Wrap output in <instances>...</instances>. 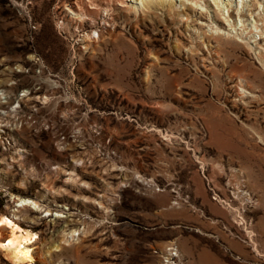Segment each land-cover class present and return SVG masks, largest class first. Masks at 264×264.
I'll return each mask as SVG.
<instances>
[{"label":"rangeland","instance_id":"1","mask_svg":"<svg viewBox=\"0 0 264 264\" xmlns=\"http://www.w3.org/2000/svg\"><path fill=\"white\" fill-rule=\"evenodd\" d=\"M216 1L0 0V216L33 264H264V66L233 38L264 0Z\"/></svg>","mask_w":264,"mask_h":264},{"label":"bare ground","instance_id":"2","mask_svg":"<svg viewBox=\"0 0 264 264\" xmlns=\"http://www.w3.org/2000/svg\"><path fill=\"white\" fill-rule=\"evenodd\" d=\"M76 3V8L79 11V17H91L92 16V12L91 9H95V11L97 10H105L109 8V4L113 1L116 2V4L121 7V8H125V9H129V10H134L135 14L137 11L140 10V15L144 16V8H138V7H128L127 5H125V1L128 0H88L87 2L89 3V5H85V3L83 2V0H75ZM194 1L195 4H198L199 7L201 6L203 8V5L199 4L200 0H192ZM215 4V7L220 11V4L216 1V0H212ZM105 4L104 7L101 6V4ZM226 9L229 10V6L224 4ZM90 9V10H89ZM176 10V8H175ZM177 11V10H176ZM238 12V11H237ZM240 18V16H238ZM89 19V18H87ZM171 19V17H170ZM189 18L188 16L186 17V15L184 13H176V21L178 24L182 23L183 21L188 22ZM230 17H225L224 21H225V25L226 27H228V29H226V27L220 25H216L213 26L212 23H208L207 24V28H209V30L211 31L209 37H205L204 38H214V39H223V38H229L231 34V30H235V24L231 23L230 21ZM80 23L82 22L81 20H79ZM258 22L255 21L252 24V29H254L257 34L259 36H262V42L264 43V23H262L260 26L257 25ZM246 30V26L245 24L242 25V30H240L239 34H234L233 38H239L242 41L246 40L248 45L249 41L252 40V43H254V47L252 48L253 51L257 52V58L259 61H261L263 63L264 66V45H261L259 42L254 41V33L253 30ZM246 30V31H245ZM233 32V31H232ZM208 36V35H207ZM214 55H218V52L216 50L213 51ZM18 99V98H17ZM16 110L15 109H11V108H7L4 111H0V133H7V134H11V131L16 130V121H15V117H16ZM13 120L15 122H13ZM13 122V123H12ZM19 204L18 206H24V205H32L33 207H36V203L32 202V201H28L25 199H20L18 200ZM4 227L8 230L7 234V238L0 242V249L1 250H6L9 254L8 259H10L12 264H20V263H32L34 262V258H33V243L35 242V240L37 239V236L35 235V233H30L27 230L22 229L19 225H17L12 219H10L7 216H0V228ZM75 231H72V236L74 235ZM6 241V242H5Z\"/></svg>","mask_w":264,"mask_h":264}]
</instances>
